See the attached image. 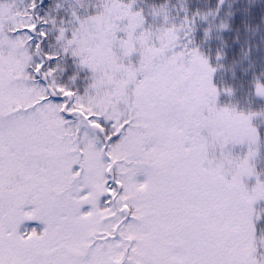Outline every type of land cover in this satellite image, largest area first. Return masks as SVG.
Instances as JSON below:
<instances>
[{"label": "snow or ice", "instance_id": "obj_1", "mask_svg": "<svg viewBox=\"0 0 264 264\" xmlns=\"http://www.w3.org/2000/svg\"><path fill=\"white\" fill-rule=\"evenodd\" d=\"M0 264H264V0H0Z\"/></svg>", "mask_w": 264, "mask_h": 264}]
</instances>
